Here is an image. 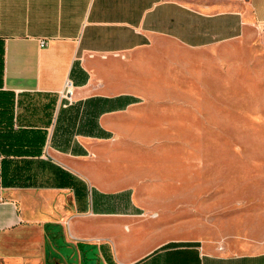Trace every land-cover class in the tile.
Listing matches in <instances>:
<instances>
[{
	"label": "crops",
	"instance_id": "crops-1",
	"mask_svg": "<svg viewBox=\"0 0 264 264\" xmlns=\"http://www.w3.org/2000/svg\"><path fill=\"white\" fill-rule=\"evenodd\" d=\"M0 43V264H264L113 223L160 218L165 142L224 139L230 107L264 122V0H0Z\"/></svg>",
	"mask_w": 264,
	"mask_h": 264
},
{
	"label": "rangeland",
	"instance_id": "rangeland-1",
	"mask_svg": "<svg viewBox=\"0 0 264 264\" xmlns=\"http://www.w3.org/2000/svg\"><path fill=\"white\" fill-rule=\"evenodd\" d=\"M225 113L227 122L232 123L227 124L220 141L207 145L193 141L190 146L180 140L164 143H172L176 152L170 157L180 172L171 176L165 175V171L160 176L151 175L148 179L154 183L142 187L158 192L149 195V203L156 204L163 213L154 220L142 214L113 222L122 226L115 236L147 247L171 240H207L220 248L231 246L239 255L247 253L243 252L245 248H264V136L260 135L264 133V122L258 115L249 116L248 108L230 107ZM203 128L206 133L220 134L212 124L209 129ZM187 148L194 156L186 154ZM200 148L219 150L221 154L200 157L196 155ZM185 167L189 168L187 172ZM199 177L203 182L196 186L193 181ZM123 224L131 228V233Z\"/></svg>",
	"mask_w": 264,
	"mask_h": 264
},
{
	"label": "built area",
	"instance_id": "built-area-1",
	"mask_svg": "<svg viewBox=\"0 0 264 264\" xmlns=\"http://www.w3.org/2000/svg\"><path fill=\"white\" fill-rule=\"evenodd\" d=\"M39 45L45 46V42L41 40L39 42ZM60 98L66 102V104H71L73 102L72 97H73V87L70 81H66L61 92H60Z\"/></svg>",
	"mask_w": 264,
	"mask_h": 264
},
{
	"label": "trees",
	"instance_id": "trees-1",
	"mask_svg": "<svg viewBox=\"0 0 264 264\" xmlns=\"http://www.w3.org/2000/svg\"><path fill=\"white\" fill-rule=\"evenodd\" d=\"M3 64V47L2 44L0 43V68H2Z\"/></svg>",
	"mask_w": 264,
	"mask_h": 264
}]
</instances>
